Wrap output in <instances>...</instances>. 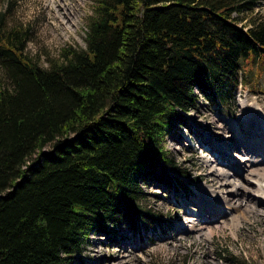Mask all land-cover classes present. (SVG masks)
Returning a JSON list of instances; mask_svg holds the SVG:
<instances>
[{"label": "trees", "instance_id": "trees-1", "mask_svg": "<svg viewBox=\"0 0 264 264\" xmlns=\"http://www.w3.org/2000/svg\"><path fill=\"white\" fill-rule=\"evenodd\" d=\"M253 6L91 0L85 48L46 67L0 12V264H73L91 232L161 222L140 182H172L164 141L188 126L194 90L223 101L240 62L264 66V20L240 25Z\"/></svg>", "mask_w": 264, "mask_h": 264}, {"label": "rangeland", "instance_id": "rangeland-1", "mask_svg": "<svg viewBox=\"0 0 264 264\" xmlns=\"http://www.w3.org/2000/svg\"><path fill=\"white\" fill-rule=\"evenodd\" d=\"M250 1L254 2L253 9L243 14L240 25L264 20V0ZM0 12L5 14L6 27L31 29L25 52L41 67H46V58L56 55L62 47L85 48L91 0H0ZM240 68L237 84L223 101L196 89L195 107L185 115L188 126H177L166 136L164 151L178 168L169 171L170 185L154 178L140 182L144 195L139 198V205L160 217L161 222L147 221L135 230L123 224L114 228L116 232L109 233L114 239L91 232L82 255L73 264H264V202H256L248 193L239 192L235 198L247 202L252 209L246 212L242 208L243 218L236 212L227 215L223 209L221 215L199 214L198 220L195 204L203 195L201 185L208 184L214 191L223 193L227 188L220 187L216 176L210 173L209 166L213 170L218 167L206 150L210 143L228 144L230 161L223 163L235 177L230 181H240L247 173L248 168H243L246 164L243 151L227 132L222 119L232 122L239 135H243L239 103L244 101L246 108L256 107L264 113V66L258 61L248 64L243 61ZM224 197L233 202L231 196ZM187 211L195 212V217H188ZM235 216L239 225L232 230L230 220ZM214 220L212 223L216 225H209L211 229L215 227L210 238L205 236L206 229L196 232L180 227L184 223L197 227Z\"/></svg>", "mask_w": 264, "mask_h": 264}, {"label": "bare ground", "instance_id": "bare-ground-1", "mask_svg": "<svg viewBox=\"0 0 264 264\" xmlns=\"http://www.w3.org/2000/svg\"><path fill=\"white\" fill-rule=\"evenodd\" d=\"M62 20H64V18H62ZM239 107H240V115H241V121H242V126H243L242 128L243 137L242 135H239V133L237 132L236 126L232 122L228 121L225 118L222 119V122L224 123V127L226 126V130L228 133L231 134V137L233 136L236 140L237 138H239L240 144L253 142L254 139L256 140L258 136H253L252 132H250V128H252L253 130H256L258 135L260 134V132H262L263 137H264V113H262V111H260L256 107H252L249 109L246 108V104L244 101H241L239 103ZM240 115H239V118H240ZM260 144H262V141L260 142ZM227 145L228 144L218 145L219 147L225 148V150L223 149L222 151L217 150V152H220L219 156L214 155L217 149V146H215V144L213 145L210 143L208 145V148L206 149L212 154L214 158L213 163L218 165V167H216L214 170L211 169V167L209 166V170L210 171L212 170L210 172L211 175L216 176L220 184V187L226 186L227 188L225 190L226 192L223 193L220 191H214L213 188L209 186L208 184L201 185V191L203 192V195L200 198L198 197L197 198L198 200L196 199L197 202H195L196 207L198 209V215L202 213L208 214V213H216V212L218 213V215L219 214L221 215V214H224L223 213V209H224L225 210L224 212L227 215H231L236 212L239 214V217L243 218L245 212H242V208H245L246 212H251L252 209L249 208V205L247 204V202L241 201V200H238V198H235L239 194V192L241 193L243 192L244 194L248 193L249 196L252 197V200H256V202L257 201L264 202V156H262L263 158H261L260 155H254L255 153L253 152L248 153L245 150L246 154L243 155V158H244L246 165L242 167L248 168L247 173L246 175H244L243 179H240V181H237L238 183L235 181L236 182L235 183L234 181H230V179L235 178L234 175L232 176L228 172V170H226L227 168L226 166H222L223 162L229 163L230 161L226 153L228 150L226 147ZM260 147H262V149L264 148L262 145H260ZM204 163H206V161H204ZM248 185H250V187H248ZM223 194H227V195H225L224 197ZM222 196L224 198H226V196L227 198L228 196H231L232 197L231 199H233V202L230 203V201L223 199ZM195 215H196L195 212L187 211L188 217H195ZM200 217L201 216L199 215L197 217V220L200 219ZM212 222H215V220L209 221V222H203L202 225H205V227L199 224L197 227L190 226V225L187 226V224L185 223L181 224L180 227L184 228L187 231L193 230L196 232L197 231L201 232L206 229L205 236L207 238H210V236L213 234L212 230L215 227L211 229L209 225L211 224H213L214 226L216 225L215 223H212ZM230 223H231L230 226L232 230L237 229L239 225L238 218H236V216L233 217L230 220ZM125 257L126 256L124 257L122 256V258H125Z\"/></svg>", "mask_w": 264, "mask_h": 264}]
</instances>
